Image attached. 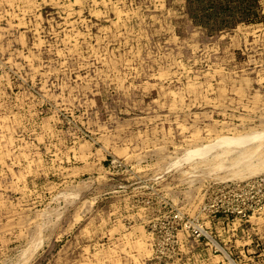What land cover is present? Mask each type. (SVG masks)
I'll use <instances>...</instances> for the list:
<instances>
[{"label":"rangeland","instance_id":"374dc122","mask_svg":"<svg viewBox=\"0 0 264 264\" xmlns=\"http://www.w3.org/2000/svg\"><path fill=\"white\" fill-rule=\"evenodd\" d=\"M229 261L264 264V0H0V264Z\"/></svg>","mask_w":264,"mask_h":264},{"label":"bare ground","instance_id":"6f19581e","mask_svg":"<svg viewBox=\"0 0 264 264\" xmlns=\"http://www.w3.org/2000/svg\"><path fill=\"white\" fill-rule=\"evenodd\" d=\"M220 140V139H219ZM218 140V141H219ZM232 141H233V143L235 142V140H233V138H222L221 139V141L220 142H222V143H226L225 145L226 146H228L229 145V143H232ZM239 142H242V141H238V143ZM240 144H242V143H240ZM220 145V144H219ZM58 152V151H57ZM193 152V151H192ZM194 152H196V151H194ZM198 153H201V152H199V150L197 151ZM54 154V153H53ZM55 155V154H54ZM203 155H205V154H203ZM190 159H191V157H189ZM169 164V163H168ZM223 253H224V251H223ZM226 253H224V255H225ZM226 256H229V255H225V257ZM231 258V257H230ZM231 260V259H230ZM231 261H229V263H230ZM231 264H234L233 262H231ZM236 264V263H235Z\"/></svg>","mask_w":264,"mask_h":264}]
</instances>
